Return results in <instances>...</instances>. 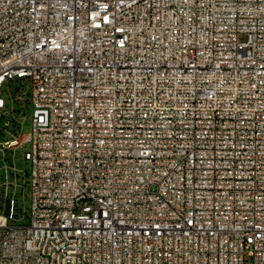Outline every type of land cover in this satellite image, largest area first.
I'll return each mask as SVG.
<instances>
[{"label": "built area", "instance_id": "obj_1", "mask_svg": "<svg viewBox=\"0 0 264 264\" xmlns=\"http://www.w3.org/2000/svg\"><path fill=\"white\" fill-rule=\"evenodd\" d=\"M0 264H264V0H0Z\"/></svg>", "mask_w": 264, "mask_h": 264}, {"label": "rangeland", "instance_id": "obj_2", "mask_svg": "<svg viewBox=\"0 0 264 264\" xmlns=\"http://www.w3.org/2000/svg\"><path fill=\"white\" fill-rule=\"evenodd\" d=\"M18 88H21V81H13L12 83H10L9 85L6 84L3 88L4 90V95L6 96L7 100H9V92L12 93L13 96H17L19 93ZM33 108H31V110L29 111L28 108H25L23 115H26V123H25V132H29L30 131V114ZM30 149V144H26L24 147V150H18L17 154L15 155V161L16 164L18 166V168H20L23 172L24 169H27V171L30 172L31 169V165L28 161H26L24 159V152ZM10 159H13L12 155L10 154ZM22 177L20 179V183L23 184V173H21ZM30 178H27V181H29ZM22 190L20 188V197H22ZM24 201H25V209L27 211V214L29 215L30 213V209H31V201H32V191L30 188V184L27 182V186L25 187V191H24ZM28 215H26V217H24L23 221L24 223H28L29 222V218Z\"/></svg>", "mask_w": 264, "mask_h": 264}]
</instances>
